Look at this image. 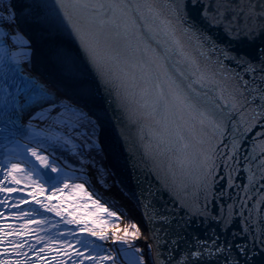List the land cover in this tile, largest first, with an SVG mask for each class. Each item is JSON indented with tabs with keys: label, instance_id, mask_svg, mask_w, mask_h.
Returning a JSON list of instances; mask_svg holds the SVG:
<instances>
[{
	"label": "snow or ice",
	"instance_id": "snow-or-ice-1",
	"mask_svg": "<svg viewBox=\"0 0 264 264\" xmlns=\"http://www.w3.org/2000/svg\"><path fill=\"white\" fill-rule=\"evenodd\" d=\"M0 6V139L16 144L0 169V206H38L8 216L0 212V264H165L158 250L151 254L152 245L146 259L135 244L147 239L138 224L118 226L123 213L90 190L83 167L61 166L48 150L65 147L81 165L86 163L81 149L100 150L104 110L93 112L92 105L101 91L129 123L138 125V146L161 187L181 207L201 214L199 201L212 196L220 163L232 187L242 141L257 125L264 128V48L253 49V58L234 54L208 35L188 9H195L208 28L222 29L229 42L254 43L264 39V0H0ZM25 29L48 34L44 55L53 79L24 74L21 65L31 64L33 44ZM64 33L75 41L76 54L58 42ZM85 126L90 135L80 132ZM245 159L247 194L264 179V140L254 137ZM107 175L102 171L97 179L104 188ZM26 188L30 199L9 205L13 194ZM41 210L72 227L39 235L49 223ZM256 227L260 237L253 239L264 244V228ZM96 240L118 244V254ZM201 243L207 242L198 241L197 250L176 264H196L204 255L217 254H225L227 264H239L227 251L230 245L213 240L201 250ZM236 247L241 254L248 251L247 245Z\"/></svg>",
	"mask_w": 264,
	"mask_h": 264
},
{
	"label": "water",
	"instance_id": "water-1",
	"mask_svg": "<svg viewBox=\"0 0 264 264\" xmlns=\"http://www.w3.org/2000/svg\"><path fill=\"white\" fill-rule=\"evenodd\" d=\"M188 11L190 17L196 20L208 35L212 36L218 44L229 45L233 53L238 56H247L251 53L252 56L249 58H253L255 56L253 49L264 48V39L259 37L254 43H240L235 40L229 42L222 29L208 28L200 20L195 9L189 7ZM25 31L33 41L32 57L30 65L25 61L21 67L27 74L32 73L45 79H53L54 71L44 55L50 46L48 34L38 29H25ZM58 42L69 48L74 54L78 52V47L69 34H61L58 37ZM225 63L237 71L242 70V66L238 67L232 61H225ZM84 71L87 72V68ZM244 78L249 79V76L245 75ZM100 109L104 110L101 113L104 115V129L99 138L100 150H96L100 162L98 167L108 173L109 181L107 182L114 183L118 187V191L126 196L136 215L133 216L126 210L125 212L120 196L108 187H102L97 180H90V190L95 191L103 199L110 200L129 220L134 223L139 221L141 231L147 237L145 239L147 258L149 255L148 246L152 245V255H155L158 250L160 259L165 264H176L177 259L186 253L197 250L198 241L207 242L199 245L202 250L215 240L217 245H230L231 248L227 251L237 258L239 264H264V244L260 243V239H253V237H260L256 226L260 225L261 228H264V221H261V216H264V203L257 204L264 196V187L261 186L264 185V179L256 184L252 192L245 194L243 191L248 184L249 175L246 170L248 161L245 158L253 146L254 137L257 140H264V136H256V133L264 132V128L257 125L242 141L239 154L235 158L238 163H235L236 170L232 173L233 186H228L224 165L220 163L215 175L212 196L208 201H199L201 214H193L195 209L189 211L188 208L181 207L169 192L161 187L155 175L149 170L151 161L144 159L142 149L138 146V125L131 124L125 119L112 97L97 91L92 111L96 112ZM123 137H127V142ZM145 138L147 139V136ZM224 144H228L227 139L224 140ZM219 147L222 148L223 144ZM48 152L51 151L48 150ZM227 152L226 149L225 155ZM51 153V158L61 166L66 165L68 169H81L76 164H67L59 156ZM37 171H41L39 166ZM84 179H88V177H84ZM243 201H246V205ZM226 220H230V223L226 224ZM245 226L249 228L248 233H244ZM237 245H247V253H239ZM224 255H204L196 261V264H227L223 259Z\"/></svg>",
	"mask_w": 264,
	"mask_h": 264
},
{
	"label": "bare ground",
	"instance_id": "bare-ground-1",
	"mask_svg": "<svg viewBox=\"0 0 264 264\" xmlns=\"http://www.w3.org/2000/svg\"><path fill=\"white\" fill-rule=\"evenodd\" d=\"M2 7V6H0ZM6 15V13H5ZM13 50L14 51H18L19 49L16 48V47H13ZM21 143H23L24 141L21 140L20 141ZM16 149V144L10 142V144H8L2 151V155H1V165L2 167H4V164H3V161L8 159L12 152ZM83 169L87 172V177L88 179H90L91 181H95L98 179V176L100 175V173L102 171H104L102 168H99L95 165H92V164H84L83 166ZM108 184V188L110 190H113L115 192V194H117L118 196H120L121 200H122V204L124 205L125 207V210L127 212H129L131 215L134 216V214L136 213L132 204L128 201V199L126 198L125 195L121 194L120 191H118V187L114 184V183H111V182H107ZM31 189L30 188H26L25 191H30ZM26 199H30L26 196ZM26 210L32 208V207H38L36 205H32V204H24ZM136 215V214H135ZM40 216H47L48 219H49V223L48 225H50L52 228H55L57 230H61V231H64L66 228L68 227H72V226H66L64 225L62 222H60V218L55 216L53 213H45L41 210V213H40ZM39 218V217H37ZM138 221V220H137ZM135 221L136 224L140 226L139 224V221L137 222ZM59 224V227H55V225ZM141 229V228H140ZM142 230V229H141ZM142 232V231H141ZM92 239H95V238H92ZM95 243L99 246H101L102 248L104 249H109V250H112V254L113 255H117V251L116 249H118L120 246L118 244H113L111 240H108V241H99V240H96ZM135 244L141 248L144 249V254H145V257L147 259V252H146V247H145V239H138L135 241ZM121 259H122V255H121ZM108 264H110V262H108Z\"/></svg>",
	"mask_w": 264,
	"mask_h": 264
},
{
	"label": "trees",
	"instance_id": "trees-1",
	"mask_svg": "<svg viewBox=\"0 0 264 264\" xmlns=\"http://www.w3.org/2000/svg\"><path fill=\"white\" fill-rule=\"evenodd\" d=\"M81 129H82V131H87V133H89V135H90L91 128L89 126H85L84 128H81ZM49 150L51 152H53L55 155L59 156L61 159H63L69 165H75L78 163V159L76 157H74L73 155H71L70 152L65 147H56L55 151H53L52 149H49ZM85 152H86V156L88 158H92V160L95 161L93 163L98 162L99 156H98V153L95 149H92L90 151L86 150ZM106 200H108V199H106ZM108 203H109V205H114L110 200H108ZM115 208H116V206H115ZM127 221L128 220H126V225H127Z\"/></svg>",
	"mask_w": 264,
	"mask_h": 264
},
{
	"label": "rangeland",
	"instance_id": "rangeland-1",
	"mask_svg": "<svg viewBox=\"0 0 264 264\" xmlns=\"http://www.w3.org/2000/svg\"><path fill=\"white\" fill-rule=\"evenodd\" d=\"M80 132L82 133V134H85V135H89V133H87V131H82V129H80ZM90 151V150H88V149H81V151H84V158H85V160H86V163L85 164H87V163H89V164H92V165H95V166H97L98 167V165L100 166V162H99V158H98V162H96V163H93V162H95V161H93L92 160V158H88L87 156H86V152L85 151ZM29 159L30 160H32L33 161V163H35L36 165H37V167L39 166V163L38 162H36L35 160H34V158H31V157H29ZM79 162V161H78ZM79 168H81V167H83L84 165H81L80 164V162L78 163V164H76ZM53 175H56L55 173H53ZM69 175H72V173L71 172H69ZM87 176H85V178H86ZM106 179H107V181H109V179H108V177L106 176ZM45 187L47 188L48 187V185L47 184H45ZM47 194V193H46ZM55 202V201H54ZM26 205V204H25ZM123 208V207H122ZM114 209H119L118 207H116V208H113L112 210H114ZM124 209V208H123ZM124 211H125V209H124ZM126 212V211H125ZM123 213V212H122ZM128 213V212H127ZM126 220H128L127 221V225H129V224H131V223H134L133 221H131V220H129L128 218H127V216L123 213V216L121 217V220H120V222H119V227L120 228H123L125 225H126Z\"/></svg>",
	"mask_w": 264,
	"mask_h": 264
}]
</instances>
